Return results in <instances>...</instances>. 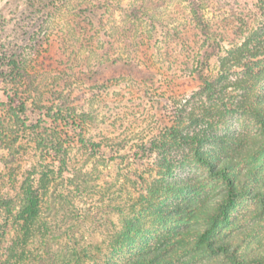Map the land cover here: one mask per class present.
Returning a JSON list of instances; mask_svg holds the SVG:
<instances>
[{
	"label": "rangeland",
	"instance_id": "374dc122",
	"mask_svg": "<svg viewBox=\"0 0 264 264\" xmlns=\"http://www.w3.org/2000/svg\"><path fill=\"white\" fill-rule=\"evenodd\" d=\"M101 1L107 4L101 10V22L86 25L84 29L75 26V20L69 17L68 3L71 2L55 17H41L48 31L61 35L72 73L91 67L103 49L116 54L128 53L146 39L155 28L154 22L159 40L167 47L170 45L171 50L168 56L158 54L157 62L165 67L173 65L174 69L182 66L180 31L186 18L194 17L187 2ZM34 4V0H0V66L9 54L6 47L16 32L36 30L30 23H21L33 18L19 17L21 9L26 6L31 11ZM203 7L205 21L220 42V49L211 62L213 87L195 89L196 94L184 107L185 116L175 126L184 134L213 132L240 138L234 143L208 141L206 149L213 154L234 156L241 173L250 169L258 175L254 180L262 182L264 133L251 115L235 107L234 102L241 98L242 91L232 88L231 82L249 77L259 69L264 71V50L255 58L244 56L241 64L233 58L243 44L252 41V46L257 39L264 40V0H204ZM171 38L173 42H169ZM30 69L37 75L30 92L40 104L48 106L55 100L54 95L59 97L66 92V84L72 79L66 75V80H60L47 62H32ZM256 85L264 87V73ZM224 86L226 90H222ZM3 100L0 92V194L12 197L16 208L28 188H37L43 178L47 185L46 205L38 223L40 235L26 253L25 264H97L101 261V248L109 257L113 256L112 252L122 245L121 233L130 225H137L134 232L141 241L138 243L127 236L132 244L129 248L135 246L140 251L167 243V248L175 253L176 264H233L225 255L205 253L196 245V232L202 223L191 208L195 206L193 202L218 196L224 186L197 163L190 145L180 141L177 133L170 135L166 131L167 125L174 123L171 116L166 122L157 120V114L145 100L135 113L129 114L125 109L120 119L121 112L109 109L114 103L107 105L109 111H106L105 103L96 99L88 108L93 109L90 134L100 136L102 127V133L118 147V152L111 158L90 150L64 147V159L73 170L57 174L49 164L53 157L41 156L38 129L28 126L36 118L25 121L24 116L3 105ZM103 119L116 121L102 124ZM44 125H50V121ZM157 139L159 142L154 144ZM174 178L188 179L195 187L182 194L161 187V183ZM235 214V222L228 231L249 232L253 227L258 232L250 246L242 244V249L254 252L264 247V207L259 199L242 197ZM13 225L10 221L12 233Z\"/></svg>",
	"mask_w": 264,
	"mask_h": 264
},
{
	"label": "trees",
	"instance_id": "16d2710c",
	"mask_svg": "<svg viewBox=\"0 0 264 264\" xmlns=\"http://www.w3.org/2000/svg\"><path fill=\"white\" fill-rule=\"evenodd\" d=\"M184 1L188 3L194 17H187L186 24L180 31V45L183 46L184 53L180 68L174 69L173 65L165 67L160 61L157 62L160 55L168 56L171 50L170 45L167 47L165 42L159 40L154 22L155 28L148 33L146 39L139 41L128 53L116 54L110 49H103L98 61L91 67L72 73L70 58L66 57L67 53L61 45V35L48 31L45 20L41 17H55L64 5L71 2L70 5L68 3L69 17L75 20V26L84 29L86 25L101 22V10L107 4L101 0H34V9L26 10L25 6L19 17L33 18L21 23H30L36 30H24L20 34L16 32L17 35L6 47L9 54L0 66V92L4 99L1 103L24 116L25 121L36 118L28 126L38 129L36 133L41 156L44 159L53 157L49 164L55 169L51 171L59 174L65 170H73L64 159V147L78 148L84 152L90 150L93 154L111 158L119 150L106 133H102V127L100 136L90 134L93 109L91 111L88 108L96 99L105 103L106 111H109L107 105L114 103L109 109L116 110L118 114L121 112L120 119L125 109L129 114L135 113L137 107L146 100L157 114V120L166 122L171 116L174 123L167 125L166 131L170 135L177 133L175 135L181 138L180 141L190 145L197 163L206 168L211 178L224 186L218 196L210 199L203 197L193 202L195 206L191 208L196 219L202 223L196 232L198 249L205 253L225 255L233 264H264V247L254 252L247 250L257 238L258 232L253 231V227L249 232L228 231V227L235 222V209L242 197L259 199L264 207V181H255L258 175L250 169L247 173H241L234 156L213 154L206 149L208 141L226 140L234 143L241 139L213 132L184 134L175 126L185 116L184 107L196 94L195 89L213 87L211 62L220 49V42L214 37V30L206 23L202 12L204 0ZM21 28L24 26L21 25ZM25 36L28 38L26 41ZM171 40L169 42L174 39ZM250 42L243 44L233 54L237 63H243L244 56L255 58L262 54L264 40L259 38L252 46ZM32 62H47L50 70L59 74L60 80H66V75L72 78L66 84V92L59 97L54 95L55 100L49 106L40 104L30 92V86L37 76L30 69ZM263 73V69H259L249 74V77L237 78L231 82V87L242 91L241 98L234 102L235 107L239 112L251 115L264 133V87L256 85ZM226 89L225 86L222 88ZM47 120L50 121L48 126L44 125ZM114 121L116 120L110 119L107 122V119H103L101 123ZM157 140L154 144L159 142ZM41 180L37 188H28L19 207L15 208L12 197L0 194V264H25L23 260L26 253L40 235L38 223L45 209L44 189L47 187L43 183L44 178ZM161 187L166 191L182 194L195 185L188 179L174 178L161 183ZM10 221H13L15 227L13 233L9 229ZM136 226L130 225L121 233L125 242L122 241L120 248L112 252L113 256L109 257L104 248H101L102 257L97 264H176L175 253L167 248V243L149 246L140 251L135 246L129 248L132 244L127 236L138 243L141 241L136 237ZM242 244H247V248L242 249Z\"/></svg>",
	"mask_w": 264,
	"mask_h": 264
}]
</instances>
